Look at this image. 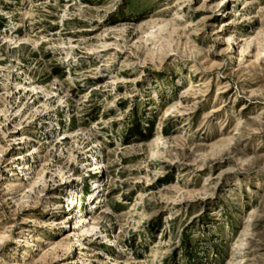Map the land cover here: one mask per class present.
Wrapping results in <instances>:
<instances>
[{"label": "rangeland", "instance_id": "rangeland-1", "mask_svg": "<svg viewBox=\"0 0 264 264\" xmlns=\"http://www.w3.org/2000/svg\"><path fill=\"white\" fill-rule=\"evenodd\" d=\"M0 264H264V0H0Z\"/></svg>", "mask_w": 264, "mask_h": 264}, {"label": "bare ground", "instance_id": "bare-ground-1", "mask_svg": "<svg viewBox=\"0 0 264 264\" xmlns=\"http://www.w3.org/2000/svg\"><path fill=\"white\" fill-rule=\"evenodd\" d=\"M17 155V158H19L21 156V153L20 154H16ZM24 157V156H23Z\"/></svg>", "mask_w": 264, "mask_h": 264}]
</instances>
